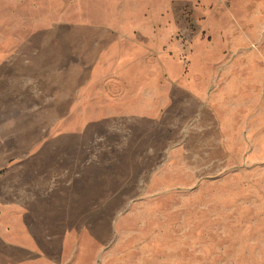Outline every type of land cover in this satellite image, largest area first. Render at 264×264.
I'll return each instance as SVG.
<instances>
[{
	"label": "rangeland",
	"instance_id": "1",
	"mask_svg": "<svg viewBox=\"0 0 264 264\" xmlns=\"http://www.w3.org/2000/svg\"><path fill=\"white\" fill-rule=\"evenodd\" d=\"M118 8L166 64L88 79ZM0 264H264V0H0Z\"/></svg>",
	"mask_w": 264,
	"mask_h": 264
},
{
	"label": "crops",
	"instance_id": "2",
	"mask_svg": "<svg viewBox=\"0 0 264 264\" xmlns=\"http://www.w3.org/2000/svg\"><path fill=\"white\" fill-rule=\"evenodd\" d=\"M125 10V8H118L113 10L112 13H107L104 18L100 16L92 21L84 20L85 18L81 17L79 21L72 22L66 18L63 24L55 25V31L62 30L65 32L66 41H70V37L75 36L80 39L77 41H80L83 45L87 43L88 46L96 47L98 50L93 59H83L76 56V59L65 63L71 66L75 64L80 72L87 67L88 79L117 77L120 69H116V63L120 62L122 53L130 54L138 47L148 49V52L137 60L140 68L135 67V62L134 71H131L140 73V78H145L147 72L153 73L154 65L159 67L166 64L161 59L162 53L155 51L156 54H153L152 50L155 47L154 43L158 48L168 45V33L172 28L162 22H142L141 17L145 16L144 13L134 15L137 16V23H131L132 17L129 14H124ZM123 18H126L128 22H123ZM147 65L153 68L151 72L143 70ZM107 66L108 69H106ZM68 70L69 66L65 67L66 74Z\"/></svg>",
	"mask_w": 264,
	"mask_h": 264
}]
</instances>
